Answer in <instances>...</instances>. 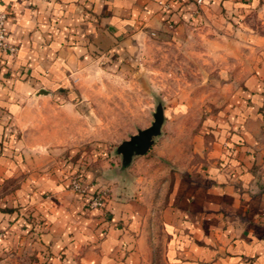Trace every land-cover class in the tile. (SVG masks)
I'll use <instances>...</instances> for the list:
<instances>
[{
	"label": "crops",
	"instance_id": "0c3cea01",
	"mask_svg": "<svg viewBox=\"0 0 264 264\" xmlns=\"http://www.w3.org/2000/svg\"><path fill=\"white\" fill-rule=\"evenodd\" d=\"M3 8L18 51L0 52V263L18 247V205L27 203L53 263H153L161 242L163 264H264V34L244 19L252 9L264 23V0H0ZM166 32L186 33L204 61H234L218 69L231 96L207 117L218 136L189 151L198 160L178 163L154 196L132 179L103 207L78 192L67 198L48 162L35 163L51 154L43 136L28 135L31 111L62 110L73 76L102 57L131 58L150 33ZM244 58L256 60L247 71L236 63ZM8 178L17 180L5 187Z\"/></svg>",
	"mask_w": 264,
	"mask_h": 264
},
{
	"label": "rangeland",
	"instance_id": "374dc122",
	"mask_svg": "<svg viewBox=\"0 0 264 264\" xmlns=\"http://www.w3.org/2000/svg\"><path fill=\"white\" fill-rule=\"evenodd\" d=\"M244 19L253 26L254 36L264 34L260 13L251 9ZM172 35L173 32L150 33L131 58H100L65 86L60 94L61 102L66 104L62 110L55 104H46L31 111L28 135L31 139L43 136L42 143L48 147L44 151L51 154L37 156L35 163L48 162L46 171L56 178L67 198L77 193L71 187L73 178L80 179L91 190L103 191L105 202L113 188L117 194L123 189L130 192L132 179L138 186L151 188L149 192L154 196L162 177L167 178L166 184L171 183V171L177 169L178 163L198 160L195 155L187 156L189 151L203 143V139V145H209L208 141L218 136V126L207 122V117L219 114V106L231 96L229 89H223V80L229 77L218 69L219 65L234 61H204L186 33L185 38ZM253 62L256 60L244 58L236 63L247 71L246 66L252 67ZM58 94L54 92L47 99L53 102ZM157 102L164 107L161 133L147 152L122 165L116 146L152 123ZM31 170L21 173L22 181ZM16 180L8 178L4 186H11ZM41 191L43 196L53 193L50 188ZM18 207L22 216L16 226L20 233L18 247L15 253L5 251L7 255L0 264H82L53 263V253L43 247L39 236L42 218L27 203ZM160 243L152 253L153 263L145 264H163Z\"/></svg>",
	"mask_w": 264,
	"mask_h": 264
},
{
	"label": "water",
	"instance_id": "95a60500",
	"mask_svg": "<svg viewBox=\"0 0 264 264\" xmlns=\"http://www.w3.org/2000/svg\"><path fill=\"white\" fill-rule=\"evenodd\" d=\"M164 118L163 104L157 102L155 110L153 111L152 123L145 128L138 129L137 132L131 134L129 138L118 143L116 151L121 155L122 165H128L134 156L142 155L147 152L153 144L155 137L161 133Z\"/></svg>",
	"mask_w": 264,
	"mask_h": 264
},
{
	"label": "built area",
	"instance_id": "2783aa9c",
	"mask_svg": "<svg viewBox=\"0 0 264 264\" xmlns=\"http://www.w3.org/2000/svg\"><path fill=\"white\" fill-rule=\"evenodd\" d=\"M200 3L201 0H196ZM161 4L167 6L166 3L160 1ZM9 11L6 8L0 9V52L7 55H15L18 51L16 44L10 42L7 38V20ZM71 187L74 191L87 195V202L92 208H99L105 205L106 197L103 191L91 190L87 185H84L80 179L73 178L71 180Z\"/></svg>",
	"mask_w": 264,
	"mask_h": 264
},
{
	"label": "trees",
	"instance_id": "16d2710c",
	"mask_svg": "<svg viewBox=\"0 0 264 264\" xmlns=\"http://www.w3.org/2000/svg\"><path fill=\"white\" fill-rule=\"evenodd\" d=\"M6 210V208H4Z\"/></svg>",
	"mask_w": 264,
	"mask_h": 264
}]
</instances>
